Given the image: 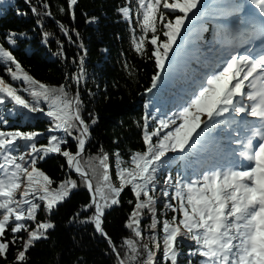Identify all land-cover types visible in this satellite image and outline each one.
<instances>
[{"label":"snow or ice","instance_id":"6c2138e0","mask_svg":"<svg viewBox=\"0 0 264 264\" xmlns=\"http://www.w3.org/2000/svg\"><path fill=\"white\" fill-rule=\"evenodd\" d=\"M25 3L43 43L55 37L45 29L53 18L79 52L68 63L65 42L55 37L54 55L68 69L62 83L43 82L14 54L27 32L0 34V67L10 78L0 74V258L15 248L11 264H28L30 248L55 228L53 213L82 188L85 201L69 222L91 225L113 264H264V0H124L116 12L130 25L134 52L154 67L149 99L134 121L140 146L121 148L117 138L114 151L100 144L95 153L99 115L84 94L97 93L87 87L81 33L55 19L48 0ZM65 3L56 13L75 21L79 0ZM182 29L197 34L192 56L175 91L162 96ZM122 67L138 80L126 58ZM40 116L44 130L31 125ZM52 155L64 160L61 177L39 166ZM124 205L125 232L112 235L107 214Z\"/></svg>","mask_w":264,"mask_h":264},{"label":"trees","instance_id":"16d2710c","mask_svg":"<svg viewBox=\"0 0 264 264\" xmlns=\"http://www.w3.org/2000/svg\"><path fill=\"white\" fill-rule=\"evenodd\" d=\"M11 1L14 0H0V11L2 12L0 34L8 29L26 31L27 35L18 41V47L14 54L35 78L52 84L62 83L71 57L79 52L76 44L67 42V38L59 31L53 18H46L45 29L54 32L55 37H59L65 42V51L69 61L68 63L62 61L60 57L54 55L57 51L55 37L49 38L47 44L42 42L41 29L35 24L36 17L31 13L25 0H15L14 4ZM33 2L35 3L36 0ZM48 2L55 19L65 25L77 28L88 49L86 68L90 78L87 87L97 94L95 97L84 94V99L92 101L90 108H94L99 115L98 124L93 128L91 151L95 153L100 144H103L106 149L114 151L117 147L115 143L117 138H119L121 148L127 146L138 148L141 131L136 127L134 121L142 117L144 105L148 102L149 96L144 93V88L149 85L154 67L152 62L145 61L134 52L131 45L130 25L116 12V8L124 0H79L75 21H72L68 15L56 13L59 4H64L66 7L65 0H48ZM17 9L27 12V15H17ZM84 12L90 16L99 17V23H86ZM207 28L209 31L203 35L210 39L212 25L209 24ZM196 35L194 32L190 41H194ZM73 39L77 40V43L79 42L74 34ZM105 48L108 49L107 52L103 51ZM125 58L140 70L138 80L130 79L127 76L122 67ZM177 64L178 57L175 56L169 72H166L167 83L161 88L160 95L171 94L175 91L180 73L186 71V68L179 71L171 85H168ZM72 71H75V68H72ZM0 74L5 75L6 79H10L2 67H0ZM96 85H99V88ZM105 86H107V91L104 90ZM19 122L24 123L23 121ZM31 125L38 130H44L47 127V121L40 116L31 121ZM24 130H28V128L25 127ZM39 142L45 143L46 141L41 139ZM63 163L62 157L52 155L39 166L50 176L56 178L62 176L60 165ZM74 178L76 177L74 176ZM122 196L124 200H127L131 193L126 191ZM85 198L86 191L82 188L77 189L73 191L67 202L59 206L51 217L55 228L49 230L50 238L41 239L30 248L27 253L28 264H113L114 258L108 254L106 242L99 234H93L91 225L81 226L69 222L72 213L79 204L85 201ZM125 211H127V205H124L123 208H115L107 214L106 230L110 234L117 235L125 232L122 226ZM187 250V247L183 249L185 253ZM15 251V248L10 250L7 260L0 258V264H11ZM184 264H187L186 260Z\"/></svg>","mask_w":264,"mask_h":264}]
</instances>
